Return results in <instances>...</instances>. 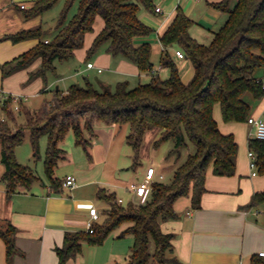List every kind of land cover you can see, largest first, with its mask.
<instances>
[{
	"label": "trees",
	"instance_id": "1",
	"mask_svg": "<svg viewBox=\"0 0 264 264\" xmlns=\"http://www.w3.org/2000/svg\"><path fill=\"white\" fill-rule=\"evenodd\" d=\"M59 0H36L33 6L22 8L30 18L43 13ZM156 0H66L59 16L55 36L48 41L42 26L24 29L7 35L13 41L39 37V43L23 54L2 64L3 75L8 76L27 68L37 59L40 65L30 72L28 81L46 76L55 69L57 60L73 58L85 45L86 35L94 31L98 16L104 21L102 30L87 49V59L101 47L114 57H125L136 63L141 72L152 75L149 82L131 87L129 81H119L114 87L103 85L98 89L86 79L85 84L73 83L66 91L57 90L53 102L38 110L25 109V121L12 125L17 115L12 109L13 97L9 95L0 106V157L5 169L0 180L6 186L7 197L28 190L41 180L35 170L18 161L16 148L30 129L33 153H40V140L47 136L45 172L55 192L63 190V181L55 174L58 160L65 150L59 141L72 128L76 143L90 144L83 135L82 120L93 131L95 119L113 123H129L128 143L133 147L136 162L140 155L147 130L159 127L161 138L156 142L173 139L179 148L191 141L195 151L177 166L170 182L156 181L146 202L124 205L117 194L101 188L98 196L111 208L94 231L81 229L67 231L64 244L57 247L60 264L76 257L83 243L102 244L124 223L122 237L131 233L135 237L127 264L178 263L170 257L173 250V233L164 232L161 224L177 217L175 204L180 197L192 194L198 206L206 190L205 177L210 166L218 175H233L237 171L239 144L234 133H224L214 116L217 104L225 122H248L253 104L246 99H264V0H208L215 8L228 14V19L215 32L210 43L198 41L190 32L194 21L181 7L161 35L165 46L177 44L191 61L194 75L189 82L182 79L177 62L168 52L162 56V65L170 67V76L162 78L154 70L152 44L139 43L138 38L149 35L153 29L140 17L143 8L156 11ZM78 2L79 10L72 19L68 13ZM18 115H21L18 114ZM19 117V116H18ZM21 118V117H20ZM17 121V120H16ZM249 148L256 155L258 170L264 173V139L249 138ZM264 202V190L254 193L251 206ZM0 237L6 243L7 260L12 264L19 252L16 244L17 228L10 220H0ZM254 261L264 264V256Z\"/></svg>",
	"mask_w": 264,
	"mask_h": 264
},
{
	"label": "crops",
	"instance_id": "2",
	"mask_svg": "<svg viewBox=\"0 0 264 264\" xmlns=\"http://www.w3.org/2000/svg\"><path fill=\"white\" fill-rule=\"evenodd\" d=\"M35 2L36 0H0V106L9 95H12L15 101L13 105L20 102L29 108L23 99L33 96L39 88L41 91L49 88V86L42 87L40 77L28 81L30 72L40 65V58L29 67L8 76H4L2 70V64L33 48L40 41L39 37L19 41L6 37L24 29L42 26L41 13L27 18L22 12V4L25 8H29ZM200 2H205L210 12L221 17L222 11L212 6L208 0H177V6L170 15H161L156 18V21H151L153 31L147 36L138 38L139 43L144 40L150 43L158 40L161 46V67L159 68H163L162 56L168 52L177 62L185 82H189L195 72L191 61L186 56L177 55L176 50L180 48L173 51V45L165 46L160 37L174 20L178 7H183L185 13L193 19L194 23L190 27L193 35L192 29L198 21L192 17V14ZM157 13L160 15V12ZM140 17L146 23L144 12H140ZM227 19L228 14L226 13V19L223 18L224 23ZM97 20L100 21L97 32L87 39L88 43L84 49L76 51V55L83 60L86 58L87 49L94 37L104 26L101 16H98ZM219 29L220 27L211 29L212 39ZM45 38L46 40L51 39L46 36ZM104 53L99 55L100 59L105 58L108 64H111L113 61L111 54ZM151 58H153V50ZM117 59L116 70L128 75L139 72L136 64L125 58ZM86 67L89 68L87 64ZM98 67L103 68L102 65ZM160 69L154 65V70L159 75ZM103 71L104 68L101 72ZM57 90H61L59 86ZM15 98H18L17 101ZM252 104L251 116L264 118V99ZM214 116L216 118V115ZM218 123L224 133H234L239 144L237 171L233 175H218L210 166L205 177L206 190L201 196L199 205L193 204L192 194L177 200L175 204L177 217L161 224L164 232L174 234L173 250L169 256L178 260V263L168 262L166 264H259L254 261V258L264 256L261 255L264 251V202L255 206L250 205L254 193L264 190V173L258 170L257 174H253L250 167V148H248L250 137L247 135L249 124L247 122H225L223 129L220 122ZM99 125L108 127L107 125L110 124L99 123ZM81 146L77 145V147ZM90 151L88 167L93 169L98 162L107 161L110 146L99 139L91 144ZM78 155L82 161L80 155L84 154ZM71 157L69 161L73 164L74 170L69 174L76 177V184L74 186L63 184L61 192L53 191L50 182L46 183L42 179V181H35L28 190H22L8 198L6 186L0 180V220H10L17 228L16 244L19 252L15 255L12 264H60L56 248L64 244L66 232L87 230L86 225L93 206L99 210L98 222L105 219L106 211L111 205L104 199V202L96 203L94 197L96 195L99 198V190L111 184L113 188L107 189L114 191L117 197L122 198L124 202L125 198L118 193V188H126L130 182L138 180V177H132L129 182L122 184L120 180L111 179L106 175L104 177L99 174L94 177L92 171L81 174L79 166L75 163V157ZM151 165L156 167L155 180L162 181L165 178V164L152 159L146 171ZM4 169L0 157V178ZM160 175L163 177L160 178ZM64 179L65 177L62 178L63 182ZM120 231L113 232L102 244L83 243L81 252L68 260L67 264H127L135 237L131 233L120 237ZM0 239H2L0 240V264H9L6 243L2 237Z\"/></svg>",
	"mask_w": 264,
	"mask_h": 264
},
{
	"label": "rangeland",
	"instance_id": "3",
	"mask_svg": "<svg viewBox=\"0 0 264 264\" xmlns=\"http://www.w3.org/2000/svg\"><path fill=\"white\" fill-rule=\"evenodd\" d=\"M65 1L66 0L57 1L53 6H51L50 8L46 9L43 13H41L43 19L42 28L45 33L44 36L53 38L57 33L58 28L56 26L58 23L59 16L64 8ZM235 2L236 0H233V3ZM155 3L156 6L162 8L160 15L159 13L151 12L150 10L145 9L143 7L140 11L145 13L146 23L150 27H153L150 24L151 21L153 20L156 21V18L161 17V15L164 16L170 15L171 12L177 6V0H156ZM182 9L184 10L183 7ZM78 10H79V5L78 2H76L68 13V19H72L74 15L78 12ZM221 13H222L221 17L220 18L217 17L213 12H210L208 10V7H206L205 2H200V4L195 8L192 17L196 21H198V23L194 25L192 29V33L198 39V41L202 43L211 42L212 39L211 29H216L218 27H221L225 21L223 20V18L225 17L226 19V13L224 12ZM99 23L100 21L96 19V22L94 24V31L89 32L86 35L85 45L81 49H84L87 46L88 43L87 39L91 35L97 32L99 28ZM151 43L153 50L152 59L154 61V65L155 67H158V69H160L159 68L161 67L160 43L158 40H153ZM176 48H180V47L177 44H173V51H175ZM103 52H105L104 54H108L104 46L101 47L96 53H94L89 59H87V55L86 58H84L83 60L81 57L75 54V56L68 61L57 60L55 62V69L48 70L46 72L45 78L44 77L39 78L42 81L41 82L43 85L42 87L49 86V88L45 91H41L39 88L33 96H31L28 99H23V101L25 102L26 105L29 106V108L33 110H38L47 103L53 102L54 98L56 97L57 86H59V88L63 90L62 91L63 93L64 90L67 89L73 83L85 84L86 79L90 80L94 84V86H96L98 89H102L103 85L105 84L114 87L119 81H123V80L129 81L131 87L137 86L140 82L145 83L151 81L152 75L148 74L147 72H141L139 67H138L139 72H137L134 75H128L116 70L115 64H116V60H118L117 58H125V57H121V56L114 57L111 55L113 61L111 64H108L105 58H102V60L100 59L99 55L102 54ZM88 61L94 62L96 66L102 65L104 71L98 72L96 68H87L86 64ZM170 72H171L170 67L166 65L160 69V75L162 78L169 77ZM263 75H264V71H263ZM246 99L248 101H251L252 103L257 101L250 95V93L246 95ZM13 102L15 101L13 100ZM13 102L11 104L12 105L11 107L15 115H17L18 119H16L17 121L16 120L13 121L12 125L14 124L16 125L17 123L25 121L24 110L27 109V106H24L19 102L20 108L15 109ZM20 113L21 115H18ZM214 115H216L217 120L219 119L218 122H220V125L224 129V124L226 123L224 122L221 112V107L219 104H217L214 108ZM99 123L110 124V125H107L108 127H101ZM81 126L83 128V135L87 140L90 141V144L87 145L88 148H85L84 145L81 146V144H77L76 135L74 129L72 128L67 132L65 137L59 141V146L65 150L63 157H61L58 160V165L55 170L56 176H58L60 179L64 177L66 178V176L69 175V173L73 172L74 170L73 164L71 163V161H69V158L71 159L72 158L71 156H73L76 159L75 163H77V165L79 166L81 174H86V172L88 173V171H92L94 177H97L99 176V174H102L104 175V177L106 175L111 179H116V180L118 179L122 182V184L129 182L132 177L133 178L138 177V180L143 179L146 172V168L153 159L156 162L165 164L166 166L165 178L162 181L170 182L173 179L175 167H177L179 164L185 161L188 155L195 151V145L191 141H187L185 145L176 148L175 141L172 138L162 141L159 143V145H156V142L162 136V130L159 127H155L146 131L141 146L138 162H136L134 149L127 141V135L130 132L129 123H113V122L104 121L102 119H95L93 122V131H91V129L85 125L84 120H82ZM252 132H253V128L249 124V128H247V135L250 137ZM99 139L104 144L110 146L111 152L109 151L107 161L105 162L100 161L98 162L96 167H94L93 169H89L88 166L90 164V159L88 155L91 153L90 151L91 144ZM47 145H48V138L47 136H43L40 140V153L38 156H35L33 153L34 149L31 141V132L30 129H27L25 131L24 141L16 148V157L18 161L31 166L35 170V172L39 176H41L42 179H44L46 183H48L49 181V178L45 172V157L47 152ZM77 145L81 147H77ZM78 154H84L83 155L84 157L80 155V157H82V161L79 159ZM106 187L113 188V185L109 184ZM127 187L118 188V193L120 195H123V197L125 198L123 204L126 205L131 201L136 204L143 203L140 200V198H138V196H134V193L130 192L127 189ZM96 197L97 196L95 195L94 198L97 201L96 202L97 204H99L101 201L104 202L103 199L98 200L99 198ZM128 225L129 223H124L114 232H118L119 230L126 228Z\"/></svg>",
	"mask_w": 264,
	"mask_h": 264
},
{
	"label": "built area",
	"instance_id": "4",
	"mask_svg": "<svg viewBox=\"0 0 264 264\" xmlns=\"http://www.w3.org/2000/svg\"><path fill=\"white\" fill-rule=\"evenodd\" d=\"M24 7H25V5L22 4V8H24ZM156 11L161 12L162 8L159 6H156ZM176 53L180 57H185V53L182 49L176 50ZM87 66L89 68L96 67L99 72H101L103 70L102 67L96 66L94 64V62H92V61H89L87 63ZM15 99L17 101L18 98H15ZM13 100H14V97H13ZM14 108L15 109L20 108L19 102L14 103ZM248 123L253 128V132L251 133L250 137L264 139V118L256 117V116H250L248 119ZM249 156H250V167L252 169V173L257 174L258 163L256 161V155L253 152V150H251V149L249 150ZM155 175H156V167L151 165L148 167L144 178L141 180H135V181L130 182L127 189L130 192H133L136 196H138L140 198V200L144 203L147 201V199L149 198V196L152 192L153 183L156 182ZM162 177H163V175H160V178H162ZM63 184L65 186H74L76 184V177L72 174L67 175L66 178L64 179ZM118 201L122 203L123 199L118 197ZM98 218H99L98 208L95 206L91 207L90 218L87 221L86 229L89 231H94V225H95V223L98 222ZM261 255H264V251L261 252Z\"/></svg>",
	"mask_w": 264,
	"mask_h": 264
}]
</instances>
